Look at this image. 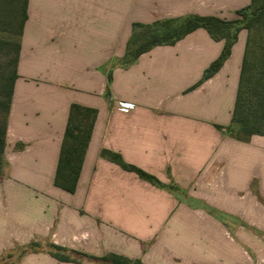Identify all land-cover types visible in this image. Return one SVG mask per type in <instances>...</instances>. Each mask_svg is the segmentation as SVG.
I'll list each match as a JSON object with an SVG mask.
<instances>
[{"label": "crops", "instance_id": "0c3cea01", "mask_svg": "<svg viewBox=\"0 0 264 264\" xmlns=\"http://www.w3.org/2000/svg\"><path fill=\"white\" fill-rule=\"evenodd\" d=\"M249 2L27 1L0 177V264H97L73 254L72 261L59 260L50 243L86 255L113 252L144 264H168L159 248L170 210L178 209L174 217L190 218L198 231L213 226L210 216L180 204L177 193L122 169L102 157V149L181 188L188 200L213 199L214 207L239 219L247 213L264 230V136L243 142L216 127L230 122L243 30L219 70L192 89L223 46L203 28L172 45L154 46L127 66L117 63L133 22L188 14L234 19ZM72 102L94 107L97 114L76 189L67 192L53 178ZM129 104L131 110L124 108ZM223 176L224 190H212ZM241 177L246 183L255 179L258 193L239 190ZM152 217L158 218L153 224L147 221ZM244 237L251 254L235 241L219 239L187 245L189 258L181 264H264V240Z\"/></svg>", "mask_w": 264, "mask_h": 264}, {"label": "trees", "instance_id": "16d2710c", "mask_svg": "<svg viewBox=\"0 0 264 264\" xmlns=\"http://www.w3.org/2000/svg\"><path fill=\"white\" fill-rule=\"evenodd\" d=\"M28 0H0V31L10 38L0 37V50L9 55L5 72L0 73V106L4 108V119L0 120V177L4 167V147L7 115L17 73L20 38L27 17ZM238 17L224 19L215 15L188 14L176 18H165L150 23L133 22L131 34L126 42L123 56L117 60L127 66L137 57L157 45H172L189 32L203 28L214 40H222L220 54L203 70L201 78L189 89L194 88L214 75L231 53L240 30L245 29V40L238 85L230 122L218 129L238 140L247 141L253 135L264 136V0H250L249 4L236 11ZM112 79L111 69L107 72V89ZM188 89V90H189ZM97 109L72 102L68 108L66 125L59 149L53 184L67 192H74L86 148L91 136ZM100 155L122 169L135 173L145 181L157 186L174 189L175 185L163 184L157 177L140 167L127 163L118 152L102 149ZM51 253L59 260H74L70 254L88 257L97 264H144L139 258H129L113 252L101 256L86 255L78 251L50 243Z\"/></svg>", "mask_w": 264, "mask_h": 264}, {"label": "rangeland", "instance_id": "374dc122", "mask_svg": "<svg viewBox=\"0 0 264 264\" xmlns=\"http://www.w3.org/2000/svg\"><path fill=\"white\" fill-rule=\"evenodd\" d=\"M245 35L247 36V31L245 29H242ZM0 37L2 38H10V36L0 31ZM6 50L2 49L0 50V73L5 72L6 70L5 63L9 58V55L5 54ZM0 99H2V96L0 94ZM124 108L131 110L133 106L131 104L124 106ZM5 109L0 106V120L2 121L4 119V111ZM9 113V111H8ZM8 118V115H7ZM7 121V120H6ZM226 136L231 137L228 134V131L224 130L223 132ZM233 138V137H232ZM235 139V138H234ZM238 140V139H236ZM241 141V140H239ZM248 141V140H247ZM246 142V141H243ZM221 158L216 157L215 161H219ZM4 168V167H3ZM3 172V171H2ZM212 179V178H211ZM242 181L239 185H237L239 190H244L246 194L248 193H258L257 190V182L255 179L250 180L248 183L245 182L246 177H241ZM144 180V179H143ZM215 180V179H214ZM218 182V180L216 181ZM214 183V182H213ZM172 184V183H171ZM153 185V184H152ZM170 185V184H168ZM174 185V184H172ZM226 185V178L223 176L220 178V186L218 184L212 185V190L220 188V190H224ZM155 186V185H154ZM229 186V185H228ZM179 187V186H178ZM218 187V188H217ZM167 188V187H164ZM180 188V187H179ZM169 189V188H167ZM172 192H175L177 194H174V196H178V202L180 204H184L186 206H189L190 208H196L199 212V216H210V220L213 224V226H209V228H206L207 232H201L198 231L194 226H191V222H189L190 218L188 219L186 216H183L181 218H175L174 212H176L178 209H172L170 210L165 218L162 221V224L166 230L164 231V235L162 234V237L160 238V244L161 247L159 248L161 254L166 258V261L169 263H185L186 258H189L185 252H186V246L192 244L200 245L205 244L207 242H213L227 239L235 241L237 244H239L242 249H244L248 254H251V247L244 243L245 241V235H248L247 239H253V240H264V230H258L257 227H255L251 222L249 221V216L247 213H243L241 219H239L236 216H232L229 213L217 209L212 204H214V200L211 199L210 202L206 201H196L188 200L187 199V192H184L183 190L178 191L176 188L169 189ZM180 213H182V210H179ZM181 216V215H179ZM149 216H147L148 218ZM158 218L156 217L157 221ZM149 223H154V218L147 219ZM194 224H198V221L196 219H193ZM219 224V226H215L214 223ZM206 223V221H205ZM189 224V225H188ZM201 224V222H200ZM171 228L170 230L168 228ZM195 228V229H194ZM225 229V230H224ZM169 230V231H167ZM224 230V231H223ZM131 239H134L132 234L128 235ZM242 242V243H241ZM178 244L181 245V248ZM72 255V254H71ZM179 255V256H178ZM252 256V255H250ZM75 259H81L82 257L80 255H72ZM81 260H84L83 258ZM201 261V260H200Z\"/></svg>", "mask_w": 264, "mask_h": 264}]
</instances>
